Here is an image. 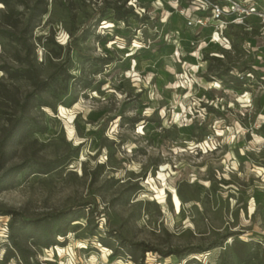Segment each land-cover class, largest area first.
<instances>
[{
	"label": "rangeland",
	"instance_id": "1",
	"mask_svg": "<svg viewBox=\"0 0 264 264\" xmlns=\"http://www.w3.org/2000/svg\"><path fill=\"white\" fill-rule=\"evenodd\" d=\"M189 2L0 0V264H264V96Z\"/></svg>",
	"mask_w": 264,
	"mask_h": 264
},
{
	"label": "built area",
	"instance_id": "2",
	"mask_svg": "<svg viewBox=\"0 0 264 264\" xmlns=\"http://www.w3.org/2000/svg\"><path fill=\"white\" fill-rule=\"evenodd\" d=\"M178 10L185 16V25L197 30L190 45L200 53L208 46L239 51L229 73L239 82L235 90H239L246 105H250L255 91L264 96V0H190ZM209 53L222 57L221 53ZM261 145L264 150V138Z\"/></svg>",
	"mask_w": 264,
	"mask_h": 264
},
{
	"label": "trees",
	"instance_id": "3",
	"mask_svg": "<svg viewBox=\"0 0 264 264\" xmlns=\"http://www.w3.org/2000/svg\"><path fill=\"white\" fill-rule=\"evenodd\" d=\"M123 15H124V12H119L118 11V13H117V16L119 17V18H122L123 17ZM68 211H70V210H66L65 212H63V213H67ZM62 214V213H61ZM60 216H59V214L58 215H56V216H52V218H51V220H50V224L52 223V224H54V225H56L58 222H59V218ZM48 223V224H49ZM48 224L47 223H43L42 225H41V227H40V230H41V232H42V237H47V230H48ZM9 226H10V228L11 229H13V222H12V220L9 222ZM56 235H59V236H64V232H63V230H61V229H59V230H56ZM12 243H13V246L18 250V251H20V245L18 244V242H16L15 240H13L12 239ZM54 242L53 241H49L48 239L47 240H45L44 242H43V244L45 245V247H47L48 245H51V244H53ZM178 257L179 258H182L183 256H181V255H178ZM22 258H23V260H25V258L22 256Z\"/></svg>",
	"mask_w": 264,
	"mask_h": 264
},
{
	"label": "bare ground",
	"instance_id": "4",
	"mask_svg": "<svg viewBox=\"0 0 264 264\" xmlns=\"http://www.w3.org/2000/svg\"><path fill=\"white\" fill-rule=\"evenodd\" d=\"M214 86L215 87H218V85H214ZM172 192H173V203L177 207L178 206L179 198H178V195H177V193L175 191H172Z\"/></svg>",
	"mask_w": 264,
	"mask_h": 264
}]
</instances>
